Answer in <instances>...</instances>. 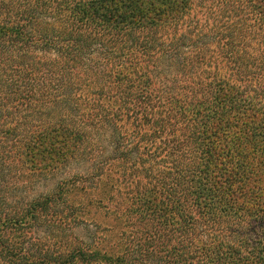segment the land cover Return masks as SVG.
Here are the masks:
<instances>
[{"label":"trees","instance_id":"obj_1","mask_svg":"<svg viewBox=\"0 0 264 264\" xmlns=\"http://www.w3.org/2000/svg\"><path fill=\"white\" fill-rule=\"evenodd\" d=\"M101 259L264 264V0H0V264Z\"/></svg>","mask_w":264,"mask_h":264},{"label":"rangeland","instance_id":"obj_2","mask_svg":"<svg viewBox=\"0 0 264 264\" xmlns=\"http://www.w3.org/2000/svg\"><path fill=\"white\" fill-rule=\"evenodd\" d=\"M200 17H202L201 15H199ZM240 27L241 30H243L244 28V24H240ZM242 27V28H241ZM107 132L104 133V136H106ZM84 163L83 162H79V163H73L69 166V168L67 169V172H74L76 170H81L82 168H84ZM67 173H65L64 175H66ZM63 175V176H64ZM57 177L60 178L61 177V174H57L56 176H48L44 179H41V180H38L37 183H36V187L39 189V190H48L50 189L52 186H54L56 180H57ZM102 219V218H101ZM122 225H118V228L117 230H121V227ZM91 228L88 227V228H83L80 230V234L83 235V236H86L88 235L91 230ZM93 229V228H92ZM102 234L104 235V238L101 239V246H103L104 248H118L120 246V243L118 241V239L116 238L117 236L112 233V232H108V231H104L102 232ZM104 261L101 259L99 260V263L102 264Z\"/></svg>","mask_w":264,"mask_h":264}]
</instances>
